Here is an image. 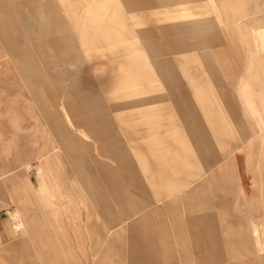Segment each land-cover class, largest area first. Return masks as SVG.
<instances>
[{"label":"rangeland","instance_id":"rangeland-1","mask_svg":"<svg viewBox=\"0 0 264 264\" xmlns=\"http://www.w3.org/2000/svg\"><path fill=\"white\" fill-rule=\"evenodd\" d=\"M204 141L221 165L232 156L220 141L259 144L264 164V0H0V264L68 263L65 240L84 264H142L126 254L130 229L95 255L82 229V248L76 226L103 222L87 188L162 195L172 166L188 163L212 191ZM247 153L237 155L246 187L220 199L231 215L217 224L224 252L256 185ZM186 240L157 264H207Z\"/></svg>","mask_w":264,"mask_h":264},{"label":"crops","instance_id":"crops-1","mask_svg":"<svg viewBox=\"0 0 264 264\" xmlns=\"http://www.w3.org/2000/svg\"><path fill=\"white\" fill-rule=\"evenodd\" d=\"M58 140L61 147L62 142L60 138ZM220 143L222 147L230 149L227 154L230 153L232 156L229 159L230 162L223 165L218 164L220 157L216 155L212 141H204V145L201 147L202 155L205 156L210 168L215 165L218 167L217 172L212 174L210 178L211 183L215 185L212 191L208 189L206 182L195 184L197 179L202 177L203 174L194 177L197 173L193 175L191 169H188L189 164L187 162L185 172L180 169L179 173V169L177 168L176 170L172 166L168 191H164L162 195H158L156 191L150 189H126L124 185L122 189L106 191L100 197L98 192H93L87 188L89 195L92 196L93 206L96 205L102 211L103 222L96 220L93 225L91 224V228L88 221L91 216H88L86 220H83L85 222L84 227L82 225L76 226V230L79 231V241L82 248L84 247L83 238H90L92 240L90 242L91 252L95 255L99 251L97 250L98 247H102L109 237L123 236L122 234L130 229L131 234L126 241V254L142 264H157L168 261L169 258H174L173 248L180 246L178 249H181L182 245L187 244L185 240L188 237L194 240L193 245L198 248L199 258L195 259L200 263L226 264L227 258L231 257V259L235 258L236 260L234 259L227 264H264V164H262V155L260 158L259 144L253 147V143H247L245 148L237 150L238 148H234L237 142L232 144L229 141H220ZM61 149L64 150L70 160L66 149L62 147ZM247 151H249V154L247 153L248 157L245 163L246 170L251 171L250 169L254 164L257 166L255 167L257 173L254 172L256 185L253 187L251 202L248 205V217L233 219L241 225L236 238L228 237V241L225 243L226 246L228 245L232 249L229 252H224L221 247L223 245L219 238L217 224L218 219H220L227 226L231 220V215L228 214V203L220 201V199L224 198L234 185L237 188V193L238 191H243L246 187V181H243L242 177L244 169L239 168L240 159L238 161V156L239 153ZM58 156L60 157V155ZM73 168L77 179L85 184L83 177L76 171L75 167ZM147 183H153L152 185L154 186L159 182L155 179H149ZM224 191L227 192L222 193ZM185 192L188 195L184 197L183 193ZM212 192L214 197H211ZM152 193L157 195L154 200L148 199ZM166 198L169 200L165 202ZM237 199L236 197L234 201L237 202ZM52 205H57V203L52 201ZM86 207L87 210L91 208ZM216 210L219 211V215ZM165 213L167 214L163 216ZM173 213L176 218L173 217ZM155 216H158V221L155 220ZM32 226L36 231V236L41 238V240L45 239V245L53 248L54 242L51 238L52 235L50 237L47 225L45 226L42 222L41 224L34 222ZM85 228L90 234L89 238L82 237L81 232ZM175 228L179 231H176ZM63 238H66L65 234ZM64 242L65 252L70 257L67 261L68 263L59 259V264H84L80 256L73 253L71 242L69 240ZM178 249L175 248L176 251ZM71 256L74 257L73 260L70 259ZM86 259V264H93L91 259L88 260L87 255ZM42 262L43 264L55 263L54 258L49 257L43 259Z\"/></svg>","mask_w":264,"mask_h":264}]
</instances>
